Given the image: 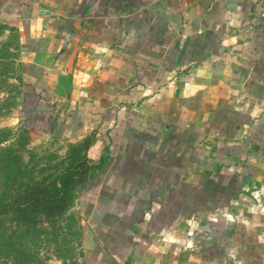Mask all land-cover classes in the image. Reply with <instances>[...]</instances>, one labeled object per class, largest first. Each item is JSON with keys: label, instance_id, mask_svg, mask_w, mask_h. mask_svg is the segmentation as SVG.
Returning <instances> with one entry per match:
<instances>
[{"label": "crops", "instance_id": "0c3cea01", "mask_svg": "<svg viewBox=\"0 0 264 264\" xmlns=\"http://www.w3.org/2000/svg\"><path fill=\"white\" fill-rule=\"evenodd\" d=\"M0 18L18 126L103 161L83 264H264V0H0Z\"/></svg>", "mask_w": 264, "mask_h": 264}, {"label": "rangeland", "instance_id": "374dc122", "mask_svg": "<svg viewBox=\"0 0 264 264\" xmlns=\"http://www.w3.org/2000/svg\"><path fill=\"white\" fill-rule=\"evenodd\" d=\"M18 67V30L13 23L0 18V199L9 200L18 189L45 184L56 179L65 167L74 166L86 157L88 177L69 190V205L55 218L34 215L28 232L18 224V251L0 249V264H83V235L85 218L82 196L98 172L95 160L87 155L88 141H66L36 136L18 125V96L20 92ZM80 174L83 168L73 169ZM8 215V220L11 218ZM15 222L6 228H15ZM126 264H140L127 262ZM196 264V263H195Z\"/></svg>", "mask_w": 264, "mask_h": 264}, {"label": "trees", "instance_id": "16d2710c", "mask_svg": "<svg viewBox=\"0 0 264 264\" xmlns=\"http://www.w3.org/2000/svg\"><path fill=\"white\" fill-rule=\"evenodd\" d=\"M24 130V129H22ZM25 131V130H24ZM88 141L86 148L89 147L91 139ZM91 161L86 157L80 158L77 163L71 167H65L61 174L56 179H46L48 182L45 184L31 185L25 190L21 191L18 195V189L9 200L0 199V249H12L18 251V224L26 227L24 230L28 232L31 230L27 226L34 215L43 214L47 218H55L63 213L69 205V190L79 181H85L88 177V168ZM95 164L99 170L103 161H96ZM83 168V171L78 174L73 169ZM12 217L8 220L7 216ZM34 221V220H32ZM15 222V228L7 229L6 226ZM6 224V226H5ZM18 264V262H17ZM108 264H116L110 262Z\"/></svg>", "mask_w": 264, "mask_h": 264}, {"label": "built area", "instance_id": "2783aa9c", "mask_svg": "<svg viewBox=\"0 0 264 264\" xmlns=\"http://www.w3.org/2000/svg\"><path fill=\"white\" fill-rule=\"evenodd\" d=\"M255 198H256V196H255Z\"/></svg>", "mask_w": 264, "mask_h": 264}]
</instances>
